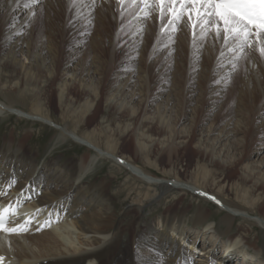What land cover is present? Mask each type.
<instances>
[{
	"label": "rangeland",
	"instance_id": "rangeland-1",
	"mask_svg": "<svg viewBox=\"0 0 264 264\" xmlns=\"http://www.w3.org/2000/svg\"><path fill=\"white\" fill-rule=\"evenodd\" d=\"M161 7L158 0H147V6L140 0H116L112 5L103 0H42L38 3L0 0V99L27 112L34 105L43 104L45 112L57 124L67 123L72 127L74 124L63 117L67 110L81 113L85 103H91L94 107L86 123L74 126L80 135L91 133L102 145L114 142L119 157L131 160L147 174L160 179L179 177L202 187L199 174L207 171L226 183L222 199L228 205L247 210L238 198L239 191L248 192L250 199L258 194L264 198V186L255 187L253 178L244 177L246 174L264 175V55L260 51L264 42L249 41L248 45L236 49L237 39L225 42L223 33L218 38L211 26L206 33L199 25L193 29L187 13L181 21L169 23L173 19L171 12L161 17ZM163 7L167 8V0ZM178 7L179 0L173 5V8ZM16 17L20 19L17 25ZM98 23L103 26L101 35H97ZM14 59L28 67L31 63L34 65L31 73L36 75L33 80H38L37 84L28 83L26 74L14 68ZM43 64L54 69L53 76L48 73L50 70H43ZM72 73L80 82L92 83L99 99L75 85L60 104L61 81ZM141 76L144 78L140 81ZM132 78L135 83L126 82ZM117 80L128 84L126 92L136 93V106L139 107L136 117L131 113L117 114L106 104L105 97ZM22 92L31 96L22 98ZM146 103L151 107L163 103L162 117L167 121L166 126L140 121L144 113L155 115L151 114L150 106L146 109ZM129 124L132 127L126 132L124 128ZM105 126L114 131H111V139L110 135L94 131ZM118 126L122 130L118 131ZM209 128L212 134L207 140L202 134ZM58 133V129L50 125L16 115L0 118V148L11 141L16 145L26 141L29 155L37 158L40 166L48 161L68 166L79 162L82 156L89 158L96 153L71 139L55 145ZM220 133L227 137L230 151L225 166L212 162L210 154L197 148L199 144H212ZM136 135L146 144V152L137 151ZM162 141H174L175 145L171 149L160 145ZM105 159L97 164L85 182H104L113 204L115 224H129L134 231L137 227L140 235L147 237L150 224L166 215L169 207L183 219L182 231L204 230L203 226L196 225L200 209L209 212L210 223L226 230L220 225L226 212L192 193L180 194L176 201L171 198L158 202V196L146 203L143 215L134 221L136 215L129 214L134 208L133 200L139 199V192L155 191L134 180L127 169H115L113 161ZM246 166L251 174L245 172ZM156 190L159 195L162 193L161 188ZM208 190L212 191L210 187ZM250 214L264 216V207H257ZM258 223L237 217L230 235L245 228L250 242L260 246L264 243V227ZM195 235L178 237L185 251V264H212L202 251L211 246L216 252L213 264H238V261L248 264L252 262L250 259H255L247 260L242 252H238L237 257L228 255L221 237L218 239L221 244L213 245L212 241L207 247H196ZM123 239L128 243L131 238L125 235ZM168 247L159 245L160 249L145 255L162 256L169 252ZM204 257H207L206 263L200 260Z\"/></svg>",
	"mask_w": 264,
	"mask_h": 264
},
{
	"label": "bare ground",
	"instance_id": "bare-ground-1",
	"mask_svg": "<svg viewBox=\"0 0 264 264\" xmlns=\"http://www.w3.org/2000/svg\"><path fill=\"white\" fill-rule=\"evenodd\" d=\"M34 1L38 3L42 0ZM103 1L108 5L116 3V0ZM140 1L143 5L147 6L144 0ZM98 17L101 18L100 15ZM15 22V25H17L20 19L16 17ZM97 27L100 29L97 35H101L103 26L98 23ZM12 38L13 35L10 39ZM249 41H251L250 43L262 44L264 42V34L259 36L254 35L249 38ZM239 47H241L240 40L237 42L236 49ZM11 51L8 53V56L11 54ZM12 63L15 69H20L26 74L28 83L37 84L38 80H33L36 75L31 73L34 66L32 63L29 67L21 64L16 59ZM43 70H50L48 73L51 76L55 73L54 69H48L47 65H44ZM143 78L144 76H141L138 80L141 81ZM63 79L64 81H61L63 85L61 84L62 87L59 93L60 104H63L66 93L75 85H78L83 91L92 92L95 99H99L98 92L95 91L96 87L92 83L89 85L80 82L75 73L69 76L67 74ZM135 81L132 78L126 82L135 83ZM115 82L116 84L113 86L111 93L105 97L106 104L113 108L117 114L131 113L133 117H136L139 112V107L136 106L138 98L135 96L136 93H132V95L126 92L128 87L126 82V85L119 80ZM31 94L34 93L31 92ZM20 96L27 98V96L31 95L22 92ZM35 101L38 100L35 98ZM149 106L151 107L152 105L146 103V109ZM93 107V104L86 102L85 110L81 113L76 112V110L74 112H68L67 110V113L63 117L74 124L72 127L67 123L63 125L57 124L45 112L43 104L38 103V105H34L30 109V112H27L17 109V107L9 105L0 99V118L11 114L24 120L50 125L59 131L55 138V145L62 142L66 143L67 140L71 139L73 142L96 152L89 156V158L82 156L76 164L65 166L60 162L48 161L40 166L37 164V158L29 155L26 141H19L17 145L14 141H11L10 144H6L3 148H0V195H4L8 191L5 196L0 198V202L10 204L11 207L21 208L20 213L26 211L22 219H13L14 222L11 223L9 229H27L31 225L28 232H25V230L17 232L6 231L0 234V264H185L183 261L185 251L179 245L178 237L184 236L185 238H190L194 234H196V247H204V245L206 246V244L208 245L212 241L213 245L217 242L221 244L223 241L225 244L224 250L227 251L228 255L237 257V253L242 252L245 254L244 257L247 260L250 257H255L256 260L250 259L252 262L248 264H253V262L264 264V243L262 245L259 244L260 246H255L254 243L256 242H250L245 228L239 229L236 234L232 232L233 235H230L232 228H234L233 223L237 217L249 218L254 222L261 223L260 225L264 227V216L250 214V211H256L257 207H264V198H261L258 194L255 198L251 197L250 199L248 192L239 191L238 198L245 204V207L247 206L250 209L248 211V209L228 205L222 199L226 183L223 179H219L207 171H202L199 174L200 180L203 183L202 187L197 183L185 182L179 177L167 180L147 174L131 160L119 157L114 142L109 140L110 142L102 145L101 141L98 142L93 134L86 133L80 135L78 133V128L74 126L85 124ZM151 108V114L155 115L144 113L140 121L158 123L161 127L166 126L167 121L162 117L163 103ZM126 127L124 128L125 131L132 127V125L129 124ZM210 129L204 131L202 134V137L207 140L211 139L212 131ZM119 130H122L120 126H118ZM94 131L110 135L108 138H112V129L107 128V126ZM226 138L224 133H220L212 141V144H199L197 148L204 150L206 154H210L212 162L216 161L219 165L225 166L227 165L230 153L227 149L228 143L226 142ZM141 139V136H137L136 138L137 151L146 152V144ZM172 143L162 141L159 144L173 149L175 144ZM105 158L113 161L115 169L117 168L121 171L123 168L127 169L134 176V180H138L142 185L147 184L148 190L153 188L155 191L153 193L151 191L139 192L137 196L139 199L133 200L134 208L129 214L136 215L134 221L139 215H143L146 203L158 196V202L164 199L170 200L171 198L176 201L178 195L192 193V195L200 196L211 203H215L226 212L220 222V225L224 226L226 230L219 228L214 222L210 223L209 212L200 209L196 225L203 226L204 230L196 228L198 230H194L195 233H192L190 230L182 231L181 221L183 219L173 213L169 207L166 209V215L158 218L154 224H150L151 227L148 230L147 237L140 235L137 227H135L134 231L129 224H115L114 214L112 213L113 204L108 196V190L104 182L101 184L85 182V179L89 174L91 175L97 164L100 161H104ZM77 164L78 167H75ZM246 167L245 172L250 173V168ZM244 177L247 179L253 178L255 187L259 185L264 186V175L254 176L246 174ZM128 178L133 179L132 176ZM157 187L162 189L160 195L158 190H156ZM209 187L212 191L208 190ZM43 226L49 228L45 229ZM39 232L42 234L38 235L37 233ZM125 235L131 238L128 240V243L123 242ZM220 237L222 241L218 240ZM213 238L215 239L213 240ZM75 239H77L78 243L75 242ZM159 245H168L169 252H165L162 256L155 255V257L145 255V253L151 254V250L156 251L160 249ZM218 248L219 245L217 246ZM202 251L209 256L210 262L208 263H215L216 252L214 246L207 247ZM205 258L207 257H204V259L200 258V260L207 262ZM237 263L242 264L239 261ZM243 264L247 263L243 262Z\"/></svg>",
	"mask_w": 264,
	"mask_h": 264
},
{
	"label": "snow or ice",
	"instance_id": "snow-or-ice-1",
	"mask_svg": "<svg viewBox=\"0 0 264 264\" xmlns=\"http://www.w3.org/2000/svg\"><path fill=\"white\" fill-rule=\"evenodd\" d=\"M158 3L162 6L161 17L171 12L173 19L169 23L181 21L187 13L193 29L199 25L206 33L208 26H211L218 38L223 33L225 42L230 39L240 40L241 48L249 44L250 37L264 34V0H179L178 8H173L177 0H167L166 9L163 7L166 0H158ZM260 51L264 55V47ZM5 223L3 214H0V230H26L5 229Z\"/></svg>",
	"mask_w": 264,
	"mask_h": 264
}]
</instances>
